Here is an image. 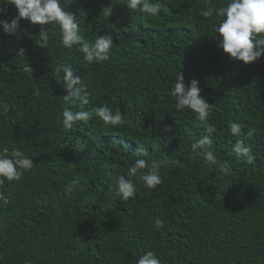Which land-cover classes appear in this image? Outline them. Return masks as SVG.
<instances>
[{"label":"trees","instance_id":"16d2710c","mask_svg":"<svg viewBox=\"0 0 264 264\" xmlns=\"http://www.w3.org/2000/svg\"><path fill=\"white\" fill-rule=\"evenodd\" d=\"M159 2L161 15L149 17L131 13L124 0H65L77 18L83 10L86 39L113 36L112 59L103 64L88 65L76 47L64 49L58 27L49 28L56 35L46 50L35 44L38 24L22 19L19 41L0 28V145L19 147L35 163L7 185L8 199L0 203V264H135L147 250L163 264H264V58L245 64L217 47L219 18L204 19L199 10L221 0ZM104 7L113 9L110 18ZM16 14L8 6L0 19ZM20 47L27 56L16 57ZM64 62L92 94L76 110L108 104L125 114L124 127L90 121L63 129L58 117L67 90L54 70ZM179 70L186 85L197 79L212 103L213 147L231 174L192 153V141L207 133L168 95ZM230 119L254 133L246 141L253 164L232 151L243 137L231 135ZM138 147L148 156H134ZM165 157L182 163L162 167L159 190L139 185L135 200L121 201L117 176L134 159ZM76 177L71 199L61 196ZM156 217L164 221L160 229Z\"/></svg>","mask_w":264,"mask_h":264},{"label":"clouds","instance_id":"9594fccd","mask_svg":"<svg viewBox=\"0 0 264 264\" xmlns=\"http://www.w3.org/2000/svg\"><path fill=\"white\" fill-rule=\"evenodd\" d=\"M123 5H126L131 13L135 11L149 17L161 15L162 10L159 0H124ZM8 6H14L17 14L10 21L0 19V28L6 35L15 36L19 41L21 39L20 21L27 19L33 25H40L39 41L35 44L42 49L46 50L49 47L50 38L56 35L53 32L50 37L49 28L58 27L60 45L69 52L76 47V51L81 54L86 64H103L112 59L115 44L113 36L99 34L91 41L86 39L80 22L84 14L83 10H80V18H77V14L70 10L65 0H0V15L8 12ZM112 12L113 9L104 7L101 13L110 18ZM199 15L204 19L219 18L214 26L213 38L217 42V47L228 54L230 59L253 64L264 58V0H221L219 7L201 8ZM112 25L116 24L112 23ZM111 28L115 31L114 27ZM14 51L16 57L27 56L23 47ZM54 71L56 81L67 90V94L62 95V113L58 117L62 121L64 130L72 131L79 126L80 122L86 125L90 121L100 122L102 126L113 129L124 127L125 114L120 111L114 112L108 104L93 105L89 110H76L78 106L89 104L92 94L89 91V85L77 75L72 63H61ZM173 77H175V83L170 87L171 80L168 82V95L174 99L176 110L187 109L195 113L196 121L207 133L192 141V153L202 157L205 165L218 167L225 175L231 174V166L227 162H220L216 149L213 147V136L218 130L209 120L213 111L212 103L201 95L199 81L192 79L186 85L184 74L180 70ZM227 126L233 137H243L235 140L232 151L238 159H242L247 164H253L257 157L246 141L254 133L246 132L239 121L230 119ZM165 130H168L167 125ZM134 156L147 157L148 152L138 147ZM181 163L180 160H171L169 157L151 161L146 158L134 159L127 172L116 178L117 195L121 201L135 200L139 185L158 191L159 186L164 184V177L161 175L162 167ZM34 168L35 163L32 157L26 155L19 147L0 145V203L8 199L7 185L12 182L19 183L25 173L31 172ZM79 183L78 177L73 178L71 183L64 186L61 196L71 199L74 186ZM163 225L164 221L156 217L155 227L160 229ZM135 264H163V261L155 251L147 250L138 255Z\"/></svg>","mask_w":264,"mask_h":264}]
</instances>
